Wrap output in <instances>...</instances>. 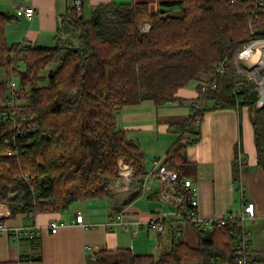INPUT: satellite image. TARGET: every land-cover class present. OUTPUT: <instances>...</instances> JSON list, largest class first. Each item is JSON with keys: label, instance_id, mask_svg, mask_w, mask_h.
<instances>
[{"label": "trees", "instance_id": "obj_1", "mask_svg": "<svg viewBox=\"0 0 264 264\" xmlns=\"http://www.w3.org/2000/svg\"><path fill=\"white\" fill-rule=\"evenodd\" d=\"M10 20L0 14V68L8 75L0 83V204L9 208L11 218L62 213L77 202L112 196L121 180L120 160L133 169L134 193L126 203L139 197L148 173L144 151L117 125L126 106L178 101L179 90L202 76L217 82L198 96L204 104L196 113L170 125L180 138L165 164L181 176L188 147L201 138L196 127L208 110L206 102H213L211 109H255L253 85L237 74L233 57L264 38V0L165 1L156 12L144 2H111L95 6L88 18L83 5L80 12L73 5L61 18L55 44H27L19 59L13 55L20 45L6 42ZM225 61V73L217 74ZM53 62L56 66L48 70ZM15 77L22 94L11 99L7 83ZM253 121L262 161L264 109H255ZM170 191L181 199L182 214L192 209V194L180 182ZM5 219L0 217V224ZM193 226L198 248L180 241L159 256L122 254L121 249L104 253L124 255L128 264L234 260L236 221L226 219L212 230Z\"/></svg>", "mask_w": 264, "mask_h": 264}, {"label": "crops", "instance_id": "obj_2", "mask_svg": "<svg viewBox=\"0 0 264 264\" xmlns=\"http://www.w3.org/2000/svg\"><path fill=\"white\" fill-rule=\"evenodd\" d=\"M133 1L147 3L156 12L160 2L175 0H82V5L91 14L100 4ZM73 5L74 0H0V14L11 18L5 29L7 45L53 46L61 18ZM28 6L35 8L33 20L17 13ZM7 79L5 69L0 68V83ZM206 79L202 76L179 90L178 101L158 105L146 100L119 112L118 127L145 153L148 180L136 199L126 203L134 190L116 184L112 196L77 202L62 213L11 218L9 208L0 204V217L6 218L1 223L5 230L0 233V264H128L124 255L104 252L121 249V253L130 250L137 256H159L180 241L198 248L197 229L179 217L180 203L173 196L165 200L167 192L151 172L154 160L165 162L169 149L179 140L180 134L170 125L193 114L199 86ZM205 107L208 110L196 127L201 138L188 147L182 174L199 191V214L204 219L226 220L239 215L244 204H255L256 217L246 225L252 234V250L261 260L259 264H264V158H259L256 145L255 109L251 105L211 109L212 101ZM77 214L89 229L73 224ZM119 215L124 224L110 225ZM150 220L161 221L164 230L148 228ZM53 222L59 225L56 233L50 230Z\"/></svg>", "mask_w": 264, "mask_h": 264}, {"label": "built area", "instance_id": "obj_3", "mask_svg": "<svg viewBox=\"0 0 264 264\" xmlns=\"http://www.w3.org/2000/svg\"><path fill=\"white\" fill-rule=\"evenodd\" d=\"M74 5L79 7L82 6V0H74ZM18 15L27 18L28 20H33L35 17V8L33 6H28L25 8H20L17 10ZM149 29V26L146 30ZM25 45L21 44L18 51L13 55V58L24 57ZM233 63L235 65L236 72L239 76L243 77L247 82L253 85V90L257 91L258 99L255 101V109H264V38L255 39L250 43L244 45L235 53L233 57ZM228 63L225 61L219 65L217 68V74H224L226 71ZM8 88L13 93L14 96L21 95V89L19 88L18 82L14 79L9 80L7 83ZM217 87V82L210 77H207L205 81L200 84V96H204L209 90L215 89ZM12 102V101H11ZM9 102V103H11ZM14 102V100H13ZM202 99H197L193 105V113L201 108L204 104ZM4 106V103L1 104ZM241 162L243 163V156H241ZM119 174L123 177L124 181L131 184L133 180V169L123 160L118 163ZM151 175L156 177L167 192L164 196L165 200L170 199L171 196L176 202L180 203L181 199L175 196L170 189L180 182L181 186L190 191L192 194L191 210L185 211L183 214L179 211V217L185 218L189 223L199 226L203 229L212 230L215 226H222L224 219H204L199 214V191L193 183L181 176L177 171L170 169L163 160L155 159L153 162V169ZM148 180V176L145 178V182ZM126 185V184H125ZM130 186V185H128ZM149 188V187H148ZM256 217L255 204L253 202H248L244 204L243 209L239 215H231L227 220H234L238 223L237 231L234 232L233 238V250H234V260L231 262H211L210 264H259L256 254L252 250V234L247 228L246 223ZM73 224L80 225L84 229H89L90 226L87 225L81 214H77ZM124 224L123 216L119 215L118 218L110 222V225ZM146 226L150 229L156 231H163L164 226L161 221L150 220L146 222ZM59 229V225L53 222L50 225V230L52 233H56ZM5 228L0 224V233L3 232ZM15 237L18 239V232Z\"/></svg>", "mask_w": 264, "mask_h": 264}, {"label": "rangeland", "instance_id": "obj_4", "mask_svg": "<svg viewBox=\"0 0 264 264\" xmlns=\"http://www.w3.org/2000/svg\"><path fill=\"white\" fill-rule=\"evenodd\" d=\"M84 14H85V16H86L87 18L90 16L89 11L87 12V8L84 10ZM148 26H149V25H147V24L144 25V26H142V30L145 32L146 29L148 28ZM19 58H21V57H16L15 59H19ZM16 61H17V60H16ZM15 64H20V62L17 61V63L15 62ZM54 66H56V62H53V64L51 65L50 68H48V70L54 68ZM4 79H6V77H5ZM13 79H14V81H16V82L19 81L17 77H15V78H13ZM120 176H121V175H120ZM118 184H122V185H125V184H126L125 186L130 185L129 183H127V182L124 181L123 177H121V180H120V182H119ZM80 206H86V205H85V204H81Z\"/></svg>", "mask_w": 264, "mask_h": 264}, {"label": "water", "instance_id": "obj_5", "mask_svg": "<svg viewBox=\"0 0 264 264\" xmlns=\"http://www.w3.org/2000/svg\"><path fill=\"white\" fill-rule=\"evenodd\" d=\"M251 97H252L253 101H256L258 99V95H257L256 90H252ZM115 264H117V263H115Z\"/></svg>", "mask_w": 264, "mask_h": 264}]
</instances>
